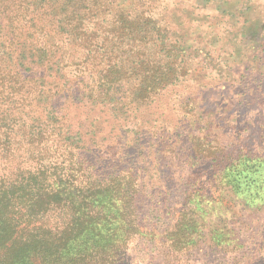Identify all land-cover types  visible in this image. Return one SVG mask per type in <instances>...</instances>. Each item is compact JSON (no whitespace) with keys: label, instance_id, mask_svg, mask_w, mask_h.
<instances>
[{"label":"trees","instance_id":"1","mask_svg":"<svg viewBox=\"0 0 264 264\" xmlns=\"http://www.w3.org/2000/svg\"><path fill=\"white\" fill-rule=\"evenodd\" d=\"M164 1L0 0V264H117L114 243L69 253L109 224L106 202L127 229L123 246L129 235L143 233L134 212L136 178H93L66 110L89 104L134 114L185 82L189 48L180 44L166 9L157 12ZM187 105L183 99L177 109ZM208 131L191 134L193 153L226 158L202 150L204 142H215ZM254 159L229 155L222 170L239 175ZM190 204L198 207L201 197ZM186 235L169 238L186 243Z\"/></svg>","mask_w":264,"mask_h":264},{"label":"rangeland","instance_id":"2","mask_svg":"<svg viewBox=\"0 0 264 264\" xmlns=\"http://www.w3.org/2000/svg\"><path fill=\"white\" fill-rule=\"evenodd\" d=\"M156 7L166 9L189 48L185 82L134 114L89 104L66 110L93 178H136L134 212L143 233L123 246L127 229L106 202L109 224L69 253L91 252L100 242L114 243L117 264H264V0H165ZM183 99L189 105L178 110ZM206 129L216 138L202 150L226 158L193 153L191 134ZM243 152L255 157L252 167L227 176L229 155ZM197 196L195 208L190 199ZM178 231L188 232V242L169 238Z\"/></svg>","mask_w":264,"mask_h":264}]
</instances>
